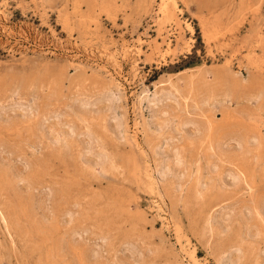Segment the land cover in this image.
Wrapping results in <instances>:
<instances>
[{"label":"rangeland","instance_id":"rangeland-1","mask_svg":"<svg viewBox=\"0 0 264 264\" xmlns=\"http://www.w3.org/2000/svg\"><path fill=\"white\" fill-rule=\"evenodd\" d=\"M235 253L264 264V0H0V264Z\"/></svg>","mask_w":264,"mask_h":264},{"label":"bare ground","instance_id":"bare-ground-1","mask_svg":"<svg viewBox=\"0 0 264 264\" xmlns=\"http://www.w3.org/2000/svg\"><path fill=\"white\" fill-rule=\"evenodd\" d=\"M188 79V78H187ZM192 79V78H191ZM191 79H188V80H185L186 81V87H187V91H189V92H192L193 91V87L194 86H192V82L191 81H189V80H191ZM238 83H239V81H238ZM171 89H169V91H168V93L166 94L165 93V96H164V98L165 99H169L170 97H174V93L175 92H177V90L178 89H175L174 88V86H171L170 87ZM174 90V91H173ZM166 91V90H165ZM161 92H164L163 90L161 91ZM210 92V91H209ZM180 93V92H179ZM176 94V93H175ZM231 94V93H230ZM226 95V94H225ZM228 95V94H227ZM162 97V96H161ZM226 97V96H225ZM227 98V97H226ZM228 98H231L230 96H228ZM175 99V98H174ZM177 99V98H176ZM157 100H159V98H154V99H152L151 100V102H150V106H152L153 105V107H155L154 105H155V103H156V101ZM146 101V100H145ZM251 101V100H250ZM168 102V101H167ZM173 102V101H172ZM158 103V102H157ZM149 104V103H148ZM87 105V104H86ZM83 105H81L80 107H82ZM89 107V106H88ZM184 108V107H183ZM141 110H142V108H141ZM162 112V111H161ZM153 113V112H152ZM154 114H155V112H154ZM157 114V113H156ZM152 115V114H151ZM224 116H226V115H224ZM230 116V115H229ZM227 117V116H226ZM226 117H224V119L226 118ZM153 118V117H152ZM229 118V117H228ZM155 119V118H154ZM230 119V118H229ZM228 119V120H229ZM150 120V119H149ZM151 121V120H150ZM226 121V120H225ZM230 121V120H229ZM55 122V121H54ZM120 124V123H119ZM136 124V123H135ZM151 125V124H150ZM187 125V124H186ZM189 125H191L193 128H192V131H191V135H195V136H197V135H199L200 133H204L205 132V134H209V132L211 133L212 131H215L216 129V124H215V121L214 120H211V119H206V120H202V121H200V123H196V122H192V123H190ZM120 126V125H119ZM188 126V125H187ZM158 128V127H157ZM160 128H161V126H160ZM186 129H187V127H186ZM149 131V130H148ZM158 131V130H157ZM156 131V132H157ZM207 132V133H206ZM191 137V136H190ZM193 138H194V136H193ZM235 138V137H234ZM244 138V137H243ZM242 138V139H243ZM255 140L256 139H254L253 141L255 142ZM89 141V140H88ZM240 141L242 142V140L240 139ZM240 141L238 142V147L239 148H241V144H240ZM244 141V140H243ZM252 141V140H251ZM252 141V142H253ZM251 143V142H250ZM256 143H257V141H256ZM89 144V143H88ZM91 144V143H90ZM247 144V143H246ZM253 144V143H252ZM89 147H90V145H89ZM237 147V148H238ZM243 147V146H242ZM210 148V147H209ZM86 149V148H85ZM155 152V151H154ZM175 153V152H174ZM248 153V152H247ZM162 154V153H161ZM104 159V158H103ZM102 159V160H103ZM101 160V159H100ZM173 165V164H172ZM175 165V164H174ZM179 166V165H178ZM153 169V168H152ZM161 169V168H160ZM153 172V171H152ZM167 172V171H166ZM165 171H164V173H166ZM163 173V174H164ZM169 173H171V172H169ZM173 175V174H172ZM158 176V175H157ZM163 176V175H162ZM180 177V176H179ZM161 179H162V177H160ZM245 177H244V175L242 174V173H240V174H238L237 176L235 175V178H231V180H232V182H230L231 183V186H233L234 184H236V182L237 181H239V179L240 180H243ZM175 182V181H174ZM243 182V181H242ZM245 183V182H244ZM246 184V183H245ZM247 186V185H246ZM178 188H179V186H177ZM177 189V188H176ZM162 197V196H161ZM167 209V208H166ZM225 218V217H224ZM215 219V218H214ZM227 219V218H226ZM212 220V219H211ZM217 220H219L218 218H217ZM222 220V219H221ZM215 223V222H214ZM167 224V223H166ZM207 226V225H206ZM256 233V232H255ZM258 233V232H257ZM240 250V249H239ZM239 250L238 251H236V253L238 252L239 253ZM235 253V254H236ZM238 256H239V254H236V256H235V258H230V257H228V258H226V259H224L223 260V263L222 264H237L238 262H239V260H238ZM242 256V255H241ZM190 257V256H189ZM238 261V262H237Z\"/></svg>","mask_w":264,"mask_h":264}]
</instances>
